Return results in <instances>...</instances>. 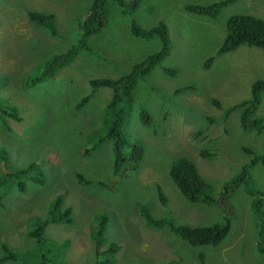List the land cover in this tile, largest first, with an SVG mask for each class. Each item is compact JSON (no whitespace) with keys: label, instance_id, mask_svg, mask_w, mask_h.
Listing matches in <instances>:
<instances>
[{"label":"rangeland","instance_id":"1","mask_svg":"<svg viewBox=\"0 0 264 264\" xmlns=\"http://www.w3.org/2000/svg\"><path fill=\"white\" fill-rule=\"evenodd\" d=\"M217 1L142 0L129 14L113 4L105 28L89 39L91 51L81 52L52 78L27 90L25 79L38 73L37 66L47 51L57 52L78 39V18L92 0H0V79L5 77L0 81V98L15 106L22 117L21 122L10 121L8 127L0 120V146L8 152L15 168L34 163L43 169L46 178L41 186L27 182L22 193L11 179L1 188L2 194L7 187L15 190L0 205V246L7 244L18 258L0 264H39L40 246L25 237V216L43 214L51 200L48 193L56 189L66 195V204L76 200L80 207L74 208L76 222L50 224L47 228L46 235L52 240L67 239L71 244L65 252L51 244L48 258L54 264L93 261L89 221L90 210L96 206L104 208L109 217L105 237L111 235L119 244L116 255L125 258L124 264H264V254L256 246L258 227L250 209L251 198L241 188L230 197V232L216 247H190L166 228L143 226L131 213L144 204L154 216H169L178 224L196 226L222 220L217 207L190 203L181 196L168 175L172 160L181 156L191 160L218 192L238 170L235 165L248 159L245 149L264 153V132L255 136V132L242 131L238 113L229 112L250 97L252 82L264 77V50L241 46L216 56L228 18L261 14L264 0H237L215 19L184 9L186 4ZM29 11L54 14L59 36H50L30 23ZM133 20L146 29L163 21L171 42L170 54L144 78L135 93L132 91L134 104L143 105L153 118L151 126H143L137 110L131 109L132 121L125 126L141 143L144 155L139 169H127L114 191L83 186L76 181L78 173L89 179H110L114 155L112 141L100 144L89 155L83 154L89 135L98 131L103 112L111 103L110 92L93 89L90 80L117 78L158 47L157 40L133 38L129 31ZM42 39L45 44L40 42ZM210 56L216 59L208 63ZM163 69L177 70V74L167 75ZM179 88L188 90L174 94ZM90 93L89 103L76 110L80 100ZM126 105L122 96L116 108ZM258 113L264 115V99ZM38 141L44 150L37 149ZM252 174L264 194V168L258 165ZM23 181L26 183L27 178ZM157 185L168 197L167 206L159 204ZM132 200L136 204L131 205ZM115 264H119L117 260Z\"/></svg>","mask_w":264,"mask_h":264},{"label":"trees","instance_id":"2","mask_svg":"<svg viewBox=\"0 0 264 264\" xmlns=\"http://www.w3.org/2000/svg\"><path fill=\"white\" fill-rule=\"evenodd\" d=\"M236 1L220 0L208 5L186 4L184 9L186 12L199 17L215 19L223 8ZM141 2L142 0H92L91 4L88 5L84 13L78 18V39L57 52L47 51V54H45L37 66L38 73L25 79L24 85L27 90H32L46 79L52 78L58 70L74 61L81 52L85 50L91 51L89 39L105 28L109 8L113 4L119 6L123 14H129L136 10L141 5ZM27 16L30 23L41 27L48 35L53 37L59 36L54 14L29 11ZM129 31L136 40H157L158 47L154 52L147 54L135 62L129 71L117 78H96L90 80L89 84L93 89L101 88L105 93L110 92L111 103L103 112V123L98 131L89 135L83 154L89 155L100 144L112 141L114 155L111 178L101 181L85 178L78 173L75 175L76 181L83 186H94L114 191L127 169L129 171H137L139 169L144 155L141 143H138V139L136 140L128 130H125V126L132 121L131 109L133 112L137 110L138 121L143 126H151L153 118L143 105L140 103L134 104L132 91L135 93L138 90V86L144 81V78L170 54L171 42L168 28L163 21H159L156 25L146 29L133 20L129 25ZM225 31V37L216 51V56L234 52L241 46L256 47L264 50V12L261 14H238L231 16L226 21ZM36 37L39 41L40 37ZM40 42L45 44L43 39ZM47 46H50V44L48 43ZM216 56H210L208 63L215 61ZM35 67L36 65L31 70ZM163 70L170 76L177 74V70L174 69ZM1 80L4 81L5 77H2ZM184 90H188V88H179L174 91V94H179ZM122 96L125 97L127 105L126 107L116 108ZM91 98L92 93L83 97L78 103L76 110L87 105ZM263 99L264 77L252 82L250 97L248 99L238 102L232 109L230 108L229 112L233 110V112L238 113V122L242 131L255 132V136H260L264 132V115L261 116L258 113ZM111 117H114V119L112 120ZM0 120L1 124L8 127L10 121L21 122L22 117L18 114V109L15 106L9 105L0 98ZM38 140L42 141L43 138ZM39 141L37 142V149L44 150V145H41ZM46 149L49 150V148ZM245 152L248 159L235 165L238 170L234 172V175L230 179L225 180L221 184L218 192L214 191L213 185L204 177V174L198 172L196 165L188 158L181 156L174 158L173 162L171 161L168 175L181 196L190 203H201L208 207H217L223 215L222 220L212 224H200L196 226L178 224L169 216H154L144 204L132 210L133 217L139 218L142 225L147 228L155 230L166 228L171 235L190 247H216L224 241L230 232L232 216V208L229 203L230 197L236 190L241 188L251 198L250 209L255 216L258 227L257 251L264 254V194L255 183L252 174L256 166L260 165L264 168V153L258 155L249 149H245ZM45 159L49 164H52V161L50 162L47 158ZM23 177L27 178L26 183L23 181ZM10 179L13 181L17 191L21 193L26 191L27 182L38 186L46 182L43 169L36 168L34 163H29L21 168H15L8 152L0 146V205H2V200L7 197L8 193L12 189L15 190L14 187H7L6 191L3 194L1 193V188ZM155 188L159 204L167 206L168 197L164 193V189L159 185ZM48 194L51 200L45 206L43 214L37 212L25 216V237L40 246L39 264H54L55 262L51 258H48L53 248L61 249L65 252L71 246L69 240H52L46 235V232L50 224L67 225L71 224V222H76L74 220V208L79 209L80 207V203L78 204L76 200H72L71 203L66 204V195L59 189ZM147 194L150 195V193ZM41 196L45 200L44 192L41 193ZM132 204H136L134 200L131 201ZM41 210L43 209L38 211ZM90 215L89 228L92 231L90 242L93 261L88 264H115L116 260L119 264H124L125 258H117L116 255L120 249L119 244L113 240L111 235L105 237L107 232L106 225H108L109 221L105 209L101 206H96L90 210ZM0 249V263L17 260V255L7 244H1ZM62 264L71 263L64 261Z\"/></svg>","mask_w":264,"mask_h":264},{"label":"clouds","instance_id":"3","mask_svg":"<svg viewBox=\"0 0 264 264\" xmlns=\"http://www.w3.org/2000/svg\"><path fill=\"white\" fill-rule=\"evenodd\" d=\"M108 218H109V217H108ZM108 225H109V221H108ZM108 225H107V226H108ZM107 226H106V229H107Z\"/></svg>","mask_w":264,"mask_h":264}]
</instances>
